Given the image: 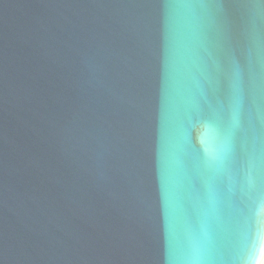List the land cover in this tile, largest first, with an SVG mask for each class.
Returning a JSON list of instances; mask_svg holds the SVG:
<instances>
[{
  "label": "water",
  "instance_id": "obj_1",
  "mask_svg": "<svg viewBox=\"0 0 264 264\" xmlns=\"http://www.w3.org/2000/svg\"><path fill=\"white\" fill-rule=\"evenodd\" d=\"M261 0H0V264H259Z\"/></svg>",
  "mask_w": 264,
  "mask_h": 264
},
{
  "label": "snow or ice",
  "instance_id": "obj_2",
  "mask_svg": "<svg viewBox=\"0 0 264 264\" xmlns=\"http://www.w3.org/2000/svg\"><path fill=\"white\" fill-rule=\"evenodd\" d=\"M264 3V0H261ZM256 216L264 218V195L260 197V203L256 208ZM260 252H264V227H258L254 239H252L246 248V254L243 259L253 260Z\"/></svg>",
  "mask_w": 264,
  "mask_h": 264
},
{
  "label": "clouds",
  "instance_id": "obj_3",
  "mask_svg": "<svg viewBox=\"0 0 264 264\" xmlns=\"http://www.w3.org/2000/svg\"><path fill=\"white\" fill-rule=\"evenodd\" d=\"M261 255L264 256V252H261ZM259 264H264V259L260 260Z\"/></svg>",
  "mask_w": 264,
  "mask_h": 264
},
{
  "label": "bare ground",
  "instance_id": "obj_4",
  "mask_svg": "<svg viewBox=\"0 0 264 264\" xmlns=\"http://www.w3.org/2000/svg\"><path fill=\"white\" fill-rule=\"evenodd\" d=\"M264 259V256H262L261 260Z\"/></svg>",
  "mask_w": 264,
  "mask_h": 264
}]
</instances>
